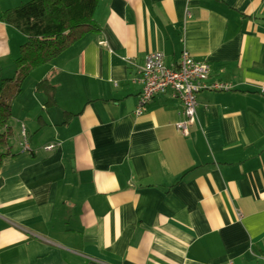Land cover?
Wrapping results in <instances>:
<instances>
[{
    "label": "crops",
    "instance_id": "0c3cea01",
    "mask_svg": "<svg viewBox=\"0 0 264 264\" xmlns=\"http://www.w3.org/2000/svg\"><path fill=\"white\" fill-rule=\"evenodd\" d=\"M27 1L0 0V82L26 41L3 13ZM95 19L14 100L0 264H263L264 0H100ZM184 50L233 84L198 93L188 134L170 92L136 113L147 56Z\"/></svg>",
    "mask_w": 264,
    "mask_h": 264
},
{
    "label": "trees",
    "instance_id": "16d2710c",
    "mask_svg": "<svg viewBox=\"0 0 264 264\" xmlns=\"http://www.w3.org/2000/svg\"><path fill=\"white\" fill-rule=\"evenodd\" d=\"M99 1L29 0L3 13V20L25 34L26 41L15 61L16 75L0 82V168L10 154L12 108L24 82L34 69L50 63L86 34L101 31L95 19ZM35 90L47 94L46 106L56 103V86L50 79L40 80Z\"/></svg>",
    "mask_w": 264,
    "mask_h": 264
},
{
    "label": "built area",
    "instance_id": "2783aa9c",
    "mask_svg": "<svg viewBox=\"0 0 264 264\" xmlns=\"http://www.w3.org/2000/svg\"><path fill=\"white\" fill-rule=\"evenodd\" d=\"M210 71L208 62L196 59L188 50H184L179 62L172 65L167 63L163 52L150 53L136 79L142 86L136 113H144L147 104L158 94L170 92L182 104L177 127L183 134H188L197 120L198 93L201 90L228 91L233 88L230 82L208 81ZM55 147L53 143L47 145L46 149L52 150ZM261 259L264 261V255ZM222 264L234 263L228 261Z\"/></svg>",
    "mask_w": 264,
    "mask_h": 264
},
{
    "label": "rangeland",
    "instance_id": "374dc122",
    "mask_svg": "<svg viewBox=\"0 0 264 264\" xmlns=\"http://www.w3.org/2000/svg\"><path fill=\"white\" fill-rule=\"evenodd\" d=\"M143 65H144V64H143ZM143 65H142V66H143Z\"/></svg>",
    "mask_w": 264,
    "mask_h": 264
}]
</instances>
